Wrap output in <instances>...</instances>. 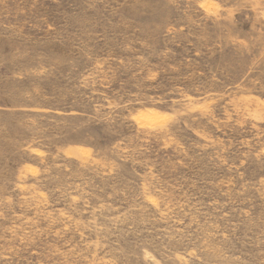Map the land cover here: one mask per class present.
<instances>
[{
	"label": "rangeland",
	"instance_id": "374dc122",
	"mask_svg": "<svg viewBox=\"0 0 264 264\" xmlns=\"http://www.w3.org/2000/svg\"><path fill=\"white\" fill-rule=\"evenodd\" d=\"M0 264H264V0H0Z\"/></svg>",
	"mask_w": 264,
	"mask_h": 264
}]
</instances>
